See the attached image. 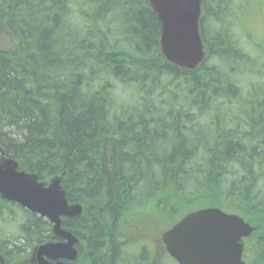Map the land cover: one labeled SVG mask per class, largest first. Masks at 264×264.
<instances>
[{"label": "trees", "instance_id": "1", "mask_svg": "<svg viewBox=\"0 0 264 264\" xmlns=\"http://www.w3.org/2000/svg\"><path fill=\"white\" fill-rule=\"evenodd\" d=\"M250 3L202 0L207 56L187 70L164 60L147 0H0L14 45L0 48V150L38 180L65 172L82 214L62 225L84 264H124L120 219L168 192L233 206L257 226L251 264H264V85L249 84L236 24ZM15 209L18 234L0 229L7 264L56 239L47 220L0 200V216Z\"/></svg>", "mask_w": 264, "mask_h": 264}, {"label": "water", "instance_id": "2", "mask_svg": "<svg viewBox=\"0 0 264 264\" xmlns=\"http://www.w3.org/2000/svg\"><path fill=\"white\" fill-rule=\"evenodd\" d=\"M148 2L160 20L159 45L164 58L181 68H196L205 56L198 28L201 0ZM0 197L46 217L53 234L64 239L36 246L32 253L35 264H73L60 260L73 261L77 255L76 237L61 228L60 222L62 216L80 215L81 207L68 203L60 178L44 185L35 174L17 170L13 160L1 158ZM252 230L239 216L208 207L185 215L164 233L163 239L180 264H244L240 259L241 238ZM0 264H4L1 256Z\"/></svg>", "mask_w": 264, "mask_h": 264}, {"label": "rangeland", "instance_id": "3", "mask_svg": "<svg viewBox=\"0 0 264 264\" xmlns=\"http://www.w3.org/2000/svg\"><path fill=\"white\" fill-rule=\"evenodd\" d=\"M238 21V20H237ZM236 23V22H235ZM240 26L241 31L239 32L240 39L243 42V47L247 54L250 56L249 63L252 66L251 71V80L249 82H257L264 85V53H259L260 49H264V3L262 0H251L249 8L246 12L241 15L240 23H236ZM9 32L5 29L0 30V48L5 50L14 49L13 41L8 34ZM247 37H251V41L246 40ZM246 41V42H244ZM259 51V52H258ZM243 74V73H242ZM241 74V75H242ZM159 198L160 202H162V206L160 207V212L164 214L165 221L162 219L160 222L161 227L168 226L169 223L175 221L181 213H183L188 208H196L202 205H207L210 201H191L189 205H180V203L174 202L173 193L168 192L167 194L161 195ZM190 199L192 197H189ZM188 199V198H187ZM167 206H171L170 209ZM155 207L157 204L154 199L146 202L141 209L131 211V214L134 218H144V219H154L158 217ZM171 215L168 210H172ZM190 210V209H189ZM186 212V211H185ZM184 212V213H185ZM2 215H5V220L1 218ZM0 216V229L7 232V235L14 236L18 234V226L22 222V214L19 210L15 209L12 215H7L6 212H1ZM7 216V217H6ZM161 216V215H160ZM173 216V217H170ZM131 217V216H129ZM128 215H124L120 220V226H118L119 235L121 233L125 234V224L127 220H130ZM162 218V217H161ZM164 222V223H163ZM168 223V224H167ZM167 224V225H166ZM123 239V236H122ZM147 249V247H146ZM251 251H246V260H248L251 256ZM30 253L31 250L26 249L24 253H22V257L17 259L16 264H31L30 262ZM125 264V261H123ZM132 262V261H131ZM131 262H128L130 264ZM145 259H142V263L144 264ZM122 263V262H121ZM127 264V262H126ZM152 264V263H151Z\"/></svg>", "mask_w": 264, "mask_h": 264}, {"label": "flooded vegetation", "instance_id": "4", "mask_svg": "<svg viewBox=\"0 0 264 264\" xmlns=\"http://www.w3.org/2000/svg\"><path fill=\"white\" fill-rule=\"evenodd\" d=\"M241 207L242 205L239 208ZM125 227L127 243L123 248L124 255L121 256L125 264L133 261L135 257L145 259L144 264L147 261L148 264H177L167 253L161 239V228L154 224V219H130L126 221ZM255 238L253 235L247 237L243 250H252L256 244Z\"/></svg>", "mask_w": 264, "mask_h": 264}, {"label": "bare ground", "instance_id": "5", "mask_svg": "<svg viewBox=\"0 0 264 264\" xmlns=\"http://www.w3.org/2000/svg\"><path fill=\"white\" fill-rule=\"evenodd\" d=\"M159 48H160V45H159Z\"/></svg>", "mask_w": 264, "mask_h": 264}]
</instances>
